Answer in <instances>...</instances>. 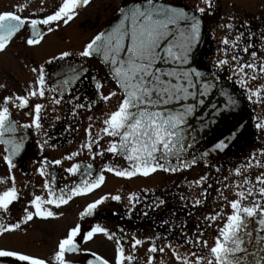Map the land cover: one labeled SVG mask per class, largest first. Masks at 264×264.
<instances>
[{
	"label": "snow or ice",
	"instance_id": "obj_1",
	"mask_svg": "<svg viewBox=\"0 0 264 264\" xmlns=\"http://www.w3.org/2000/svg\"><path fill=\"white\" fill-rule=\"evenodd\" d=\"M90 3L91 0H62L51 14L43 18H23L16 12L0 13V52L6 50L12 39L25 26L31 30V38L27 39V45L40 44L45 35L41 26H45L49 33L55 31L61 24L67 25L79 14V9ZM204 3L212 7V0H204ZM197 11L203 14L205 9L198 8ZM227 27L231 29L233 25L229 24ZM200 35L201 22L195 14L190 15L182 8L166 6L158 3L157 0H133L131 6L125 5L120 9L118 22L114 26L95 35L79 52L81 58L96 56L102 60L109 69L111 79L115 81L121 96L117 109L110 112L103 120V127L100 129L102 135L98 138L93 137L90 125L86 132V143L80 145L81 150L87 149L89 153H92L93 160L97 155L104 156L107 152L114 156H121L128 164V167L123 169L109 165L103 171L113 173L117 177L132 179L137 175L148 177L157 171L175 173L178 169L190 166L183 159L186 150L193 146L189 141L194 142L196 139L189 121L196 114L198 105H204L203 98L207 97L215 87L212 82L205 80L204 73L189 66L192 53L199 44ZM242 35L236 36L235 41L232 42L223 39L222 44L225 47L221 49V52L227 56L229 49L233 50L231 58L236 62V66L232 71L233 75L238 77L235 82L247 89L249 80H256L258 75L264 76V63L256 62L255 51L251 53L250 61L240 62V56L236 50ZM249 47L251 45L245 46L240 51L247 53ZM71 55L70 52H63L59 59L64 60ZM226 65L231 67L229 60L220 59L216 67L219 69ZM32 71L37 73V79L28 96L5 97L3 104L0 105V144L6 146L7 155L3 158L10 170L16 166L14 158L25 149L27 137L17 136L20 128H35L38 134L42 131L41 112L44 108L42 104L35 105L32 123L18 126L11 119L9 105L23 109L29 106V97L43 98L45 96V69L33 68ZM61 75L64 78L55 88L48 90L58 93L63 98L69 88L82 78L84 71L75 65H69ZM95 87L99 90L102 84L97 82ZM247 91L250 100L255 97V102H262L264 99L262 98L264 87H258L256 90L247 89ZM117 95L118 93L113 91L107 96H102V99L106 102ZM223 95L228 94L223 93ZM52 100L57 105L61 102L55 96ZM235 104L236 101L228 96L225 108L217 109L216 105H212L215 109L212 118L202 122L197 131L208 130L221 113L234 107ZM76 107H83V105H76ZM257 127L264 128V124H258ZM105 136L112 138L108 147L104 151L94 152V145L98 146L100 139ZM235 136L236 132L233 130L224 139L215 143L213 151L223 152L228 149L229 142ZM47 143L48 141L45 140L40 145L41 149ZM79 155V151L73 152L64 159L71 161ZM208 155V152L201 153L202 157ZM252 160L255 161L256 167H264V163L256 160L255 156ZM62 163L63 161L59 159L51 162L55 165ZM51 164L44 159L39 168L40 176L45 177L43 188L47 192V198L40 195L34 197L29 205L34 211H30L28 207L24 209V224L34 218L41 220L57 218V213L47 206L59 209L75 197L87 196L105 182L103 171L100 174H94L92 164L73 163L65 171L72 176H78V182L57 190L55 177L47 171ZM252 166L251 162L247 165V167ZM243 167L245 166L242 165L241 168L236 169V175H242ZM10 179L12 186L0 192V210L3 212H8L9 206L19 199L15 177ZM6 182L0 179V183ZM194 183L199 184L200 181ZM243 184L249 186L245 190L241 185H236L240 189L235 193L238 198L229 202L231 214L227 215L226 223L218 228L214 245L209 249L215 264H264V175L256 177L255 182L245 179ZM255 196L259 199L251 200L249 204L243 203L244 200ZM109 199L119 202L122 197L120 195L102 196L88 203L84 211L80 213V220L94 216L97 209ZM128 200L134 207L135 203L140 201V197L132 193ZM196 203L200 202L196 201ZM220 215L222 213L207 216L205 219L214 222ZM20 227V223L0 224V235L18 230ZM97 234H102L109 240L115 239L117 244L115 264H132L134 256L126 254L121 239L115 237L99 223L92 226L86 234H82L80 224L72 227L58 242V250L54 256L56 264H69L66 255L80 253V241L86 243ZM143 243V240L133 237L131 247L136 249ZM187 243L207 247V241L199 239L188 240ZM249 246H253L256 250L251 251ZM149 251L157 253V251L163 252L164 249H158L153 242ZM174 254L179 264H203L205 260V257L198 255L197 252L192 253L196 257L195 261L182 257L175 250ZM91 256L94 259L89 260L88 264H109V261L94 252ZM0 257H14L17 262H26V264H46V261L41 258L9 250H0ZM213 259H208V264H213Z\"/></svg>",
	"mask_w": 264,
	"mask_h": 264
},
{
	"label": "flooded vegetation",
	"instance_id": "obj_2",
	"mask_svg": "<svg viewBox=\"0 0 264 264\" xmlns=\"http://www.w3.org/2000/svg\"><path fill=\"white\" fill-rule=\"evenodd\" d=\"M157 1L196 10L203 8L201 6L202 0H200V5L194 0ZM214 1L217 2L218 7L204 8L203 14L207 28L213 27V31L222 29L219 22L220 17H230L229 14H231L232 20L229 21V24L233 27L229 29L228 40L230 42L235 41L236 36L243 34L236 50L240 56V62L250 61L252 59L251 53L255 51L257 53L256 62L258 64L264 63V1L260 0V9L257 10L258 21L261 25L253 24L251 23L253 21L248 19L246 21L243 19L241 23L235 21L240 14L235 9V5H242H238L233 0ZM128 2H133V0H120L118 5L117 0H91L90 4L78 10L79 14L67 25L61 24L57 30L50 33L45 26H41L45 35L40 44L27 45V39L31 38V30L25 26L12 39L6 50L0 52V105L3 104L5 97L28 96L37 79V73L32 71L33 68L43 67L46 76V92L43 98L39 96L29 97V106L23 109L9 105L11 119L18 126L33 122L36 104H42L44 108L41 112L42 131L39 134L35 128H20L18 136L24 135L27 140L24 151L14 158L16 166L11 170L3 158L7 155L6 146L0 144V179L7 181L0 183V192L11 187L12 180L10 177H15V187L19 194V199L9 206L8 212L0 210V224H21L18 230L0 235V250L15 251L41 258L46 261V264H56L54 256L58 250V242L66 236L72 227L80 224L82 234H86L92 226L99 223L115 237L121 239L126 254L134 256L132 264H149V261L151 264H179L174 250L178 251L182 257L192 261L196 259L192 253L197 252L198 255L205 257L203 264H208V259H213L209 249L214 245L218 228L226 223L227 215L231 214L230 203L226 194H220L223 187L218 186L220 177L227 176L224 169L205 170L207 174L204 175V179L199 177L193 181L181 176H186V173L191 171L177 175L157 172L148 177L137 175L132 179H126L103 171L109 165L118 169L126 168L113 154L105 152L104 156L97 155L93 160L92 153H89L87 149L81 150L80 148L81 144L86 143V132L90 125L93 137L98 138L102 135L100 129L103 127V120L110 112L117 109L121 96L99 63L91 58H81L79 52L95 35L102 31L106 23L117 16L123 4ZM61 3L62 0H0V13L16 12L23 18H43L51 14ZM224 3L230 7L225 13L221 9ZM248 45L251 47L247 53L240 51ZM224 47L221 46V48ZM63 52L72 54L67 59L86 64L96 72L102 84V96H107L113 91H116L118 95L106 102L102 99L90 111L79 112L61 103L54 104L52 97L55 96L57 99L58 97L54 92L48 90L52 88L48 78V69L59 60ZM232 54L233 50L229 49L226 57L231 67L226 65L218 69L216 67L218 62H215L212 70L241 87L235 82L238 77L233 75L232 69L236 66V62L232 60ZM258 87H264V76L258 75L256 80H249L247 89L256 90ZM241 89L245 97L253 104V115L257 124H264V99L262 102H258L259 105H256L255 97L250 100L247 89L245 87H241ZM262 98H264V93H262ZM259 129L262 135L264 128ZM111 139L106 136L100 139L99 145H94L93 151H104ZM45 140L48 143L44 144L43 149H41L40 145ZM259 143H261V138L246 148L248 153L243 158L242 165L245 167L242 170L252 169L255 166L252 157L255 156L258 160L256 156L258 153L255 155L254 149L252 152L249 151ZM77 151L80 152V155L73 160L64 159L65 156ZM44 159H47L50 164L57 159L63 161L61 165L51 164L47 169L55 177L57 190L78 182V176H72L65 171L73 163L92 164L94 174H100L103 171L105 182L87 196L75 197L59 209L54 206H47L57 213V218L47 220L34 218L24 224V209L28 207L30 211H34L29 207L34 197L40 195L47 198V192L43 188L45 177L39 174V168ZM250 162L253 166L247 167ZM261 162L264 163V158ZM251 176H255L254 173H250L249 177ZM208 179L209 183L203 185L202 183ZM195 181H200V183L196 184ZM248 186L245 185V190ZM132 193H136L140 197V201L136 202L134 207L128 200ZM114 195H120L121 201L109 199L97 209L94 216L80 220V213L84 211L88 203L102 196ZM258 199V196L251 197L245 200V204ZM160 201L164 203L161 204ZM196 201L200 203L197 204ZM218 213H222V215L214 222L205 219L207 216ZM133 237L143 240L144 243L137 246L136 249H132ZM198 239L207 241V247L187 243L188 240ZM153 242L158 249L163 248L164 251L151 253L149 248ZM80 244V253L66 255L69 264H88L89 260L94 259L91 256L93 252L109 261V264H115L117 248L115 239L109 240L104 235L97 234L86 243L81 240ZM0 264H26V262H17L14 257H0ZM213 264H215L214 259Z\"/></svg>",
	"mask_w": 264,
	"mask_h": 264
},
{
	"label": "water",
	"instance_id": "obj_3",
	"mask_svg": "<svg viewBox=\"0 0 264 264\" xmlns=\"http://www.w3.org/2000/svg\"><path fill=\"white\" fill-rule=\"evenodd\" d=\"M131 4L132 3L126 5L131 6ZM164 5L177 7L168 4ZM182 9L188 12L190 15L195 14L201 22L200 41L192 53V60L189 66L196 68L197 71L204 73L205 80L208 82H212L215 87L207 97L203 98L205 101L204 105H198L196 114L189 121L191 130L195 134L196 139L194 142L189 141L193 144V146L190 149L186 150L183 159L186 160L190 166L187 168L178 169L175 173L189 170L199 164H202L204 166H224L230 160H232V158L237 155L244 148V146L257 134V128L254 124L253 119L251 118V105L244 98L243 94L237 91L227 80H224L221 77L203 68V61L210 53L212 47L210 38L206 33L203 17L192 10H187L184 8ZM119 16L120 11L117 19L111 22L110 25L103 31L110 29L111 26H114L115 23L118 22ZM93 57L98 59L102 63L107 73L111 77L109 69L103 64L102 60L99 57ZM69 65H75L79 68H82L84 71V75L79 81L74 83L69 88V91L65 93L63 98H61L58 93L57 95L63 103L73 106L74 108H76L75 110H83V108L90 107L93 103H95V101L98 100L99 94L95 85L99 81L96 78L95 74L86 66L73 61L61 60L54 64L49 70V78L54 88L57 86L60 80L64 78L61 73ZM223 93H227L228 95H223ZM228 96H231L232 99L236 101L235 106L229 108L226 112L221 113V116L219 118H216V122L212 124L210 128L205 132L197 131L200 128L202 122L207 121L209 118H212V114L215 111V109L212 108V105H216L217 109L225 108L228 103ZM88 103L91 104L89 105ZM76 105H83V107H76ZM233 130H235L236 136L232 141L229 142V148L223 152L213 151L215 143L220 139H224ZM203 152H208L209 155L207 157H202L201 153ZM117 156L123 159L121 156ZM193 158H195V162H193ZM173 163L175 164V161H173ZM252 227L256 226L252 225ZM255 234L256 233L254 232V235ZM249 247L251 251L256 250L253 246Z\"/></svg>",
	"mask_w": 264,
	"mask_h": 264
},
{
	"label": "rangeland",
	"instance_id": "obj_4",
	"mask_svg": "<svg viewBox=\"0 0 264 264\" xmlns=\"http://www.w3.org/2000/svg\"><path fill=\"white\" fill-rule=\"evenodd\" d=\"M198 5H200V0H194ZM234 2H236L238 5H242V6H236L235 5V9L238 10L240 12V14L236 17L237 19L235 21H239V23H241V21H246L247 19L249 21H253L251 23L253 24H259L258 21V17H257V10H259V6H260V0H233ZM264 1V0H261ZM120 0H117V5L119 4ZM227 2V1H225ZM221 3V2H219ZM222 4V3H221ZM223 5V4H222ZM201 6L205 9H209L210 7H208V5H206L204 3V0H202L201 2ZM212 7H218L217 2H215L214 0H212ZM230 7H228L227 5H225L221 8L223 9V12L225 13L226 10H228ZM230 17L228 16H222L219 19L220 22V26L222 27V29H219L216 31H213V27L212 28H208L209 34L213 40V52L212 54L208 57L207 59V66L212 67L214 65L215 62H219L220 59H227V57L221 52V46L222 44V40L223 39H228L229 36V28L227 27L229 25V21L232 20L231 18V14H229ZM246 23V22H245ZM108 23H106L107 25ZM237 25V24H236ZM224 47V45H223ZM238 85H240L238 83ZM241 86V85H240ZM242 87V86H241ZM120 101V100H119ZM256 105H259V103L257 102ZM259 108V107H258ZM257 109V107H256ZM260 138H261V143H259V145H257L256 147L252 148L249 152H252L256 155L257 153V157H258V161H262V159L264 158V155H261V153H264V132L261 135L260 134ZM236 163V162H235ZM263 163V162H261ZM238 164H233V165H229L228 167H226L224 169V173L227 174L226 177L221 178L218 181V186H222V190L220 191V194L222 195L223 193L226 194V197L228 199V201H233L236 200L238 197L235 195V193L237 191H239L240 189H238L236 187V185H241L244 189H245V185L243 184V181L245 179H251L253 182H255L256 177L264 175V167H256L254 166L252 169L251 168H246L245 170H242V175H236V169L240 168L237 167ZM205 170L208 169H202V168H195L194 171H191L190 173H186V176H182V178L186 177L189 180H197L200 178H203L206 173ZM250 173L253 174L255 176H250ZM224 175V174H223ZM222 175V176H223ZM249 175V176H248ZM172 179V178H170ZM178 180V179H177ZM147 183V182H146ZM209 183V179L204 181L202 184L206 185ZM133 185V184H131ZM135 185V184H134ZM228 188V189H227ZM228 191H229V195H228ZM243 203L245 204L246 201L244 200ZM231 211V210H230Z\"/></svg>",
	"mask_w": 264,
	"mask_h": 264
}]
</instances>
